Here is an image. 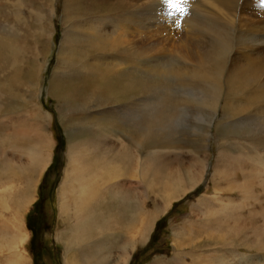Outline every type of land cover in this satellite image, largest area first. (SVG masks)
Segmentation results:
<instances>
[{
	"label": "rangeland",
	"instance_id": "1",
	"mask_svg": "<svg viewBox=\"0 0 264 264\" xmlns=\"http://www.w3.org/2000/svg\"><path fill=\"white\" fill-rule=\"evenodd\" d=\"M67 1L54 0L48 18V0H0V37H8L3 28L17 32L8 39L15 51L0 67V264H121L129 251L127 264H264V118L228 116L221 105L239 102L232 96L221 98L215 112L201 108L184 99L198 85L146 69L169 59L183 75L194 67L209 73L184 53L179 28L132 25L133 46H125L114 25L134 7L120 3L158 7L162 0ZM200 1L201 16L217 11L212 15L228 31L245 17L227 13L218 0ZM35 13L46 18L43 31ZM125 58L134 63L123 64L128 70ZM120 72L124 79L133 72L136 86L147 88L121 96ZM92 79L99 87L89 95L80 86ZM56 84L67 91L57 94ZM165 135L176 141L161 146ZM73 141L87 195L59 189ZM178 176L173 189L184 183L186 190L167 207L162 183ZM89 221L86 234L81 226ZM139 226H149L144 241Z\"/></svg>",
	"mask_w": 264,
	"mask_h": 264
},
{
	"label": "bare ground",
	"instance_id": "2",
	"mask_svg": "<svg viewBox=\"0 0 264 264\" xmlns=\"http://www.w3.org/2000/svg\"><path fill=\"white\" fill-rule=\"evenodd\" d=\"M48 1H49V4H48V13L49 14L47 17L51 18L52 12H53L54 0H48ZM79 1H81V0H68L67 1L68 2L67 7L69 5L78 3ZM215 1H217V0H215ZM141 2H143V1H141ZM200 2H201L200 0H187L186 4L182 5L186 9L183 14L175 12L174 10L168 9L161 1L157 3L158 7H154V6L148 7V6L144 5L145 3H140V4L136 3L137 5H133L130 2L120 3V5L122 7H124V8L134 7V10L131 9L130 11L127 12V14H124L121 18V21L119 22L120 24L114 25V26L118 29L119 33H121L122 37L121 36L120 37L123 39L122 41L124 42L125 46H127L128 44H129V46L130 45L133 46L134 42L132 43V41L128 39V35H130L129 30L132 27V25L134 26V28L137 29L140 27L142 28V26L145 23L153 21V23H152L153 25L162 26L159 23H163L167 27L179 28V30L184 31V33H185L184 36H185V38H187V39H185V43L183 45L185 48L184 53L186 55H188L191 59H195V60L199 59V60L203 61L208 66L209 73L202 72L200 70H197L196 67H194L195 70H193V72L191 74L183 75V70H184L183 66H181L179 64L177 65V64H175L174 61L169 60V59L167 61L157 60L155 65H153L151 67H146V69L148 71L161 72L160 74H162L166 78L167 77H174L175 79L177 78L179 81H181V80H183V81L188 80L189 81L190 80L192 82V84L198 85L199 88L190 87V89L185 90V93H184L185 98L184 99H189L190 102H196L198 104V106L201 108L210 109L211 111L215 112L217 105L219 103V100L221 98L225 99V98H229L232 96V97L236 98L239 102L233 104L234 103V101H233L232 107H231V104L229 102L225 103L226 107L224 106V104L221 105V107H222L221 109L226 108V113L230 112V113H228V116H231L233 114H242V116H244L243 114L246 113V115L252 119H254L255 117H258L260 119V116L264 118V3H261V0H218L217 4H219L220 7L222 6L223 8H225L227 13H230V9L232 8V10H234L236 13L241 12L243 14V16H245V17H242L239 20H237V22H238L237 27L231 28L228 31L226 26H223L222 23L219 22V20L217 19V16L212 15V14L217 13V11L210 10V12L212 14H209V12H207V10H204L202 12L203 15L201 16V14L199 13L200 10L198 7H202V6L205 7V6L203 4H201ZM17 3L19 5H21L20 1H17ZM204 4H206V3H204ZM89 7L92 8L93 5H89ZM191 7L192 8L195 7L196 11H194ZM14 9L16 10V12H18L20 10L18 5H16V2L14 3ZM84 9H85V7H84ZM169 11H172L173 14L169 15L168 14ZM161 13H162V16H157V15H160ZM230 14H232V13H230ZM178 16H181L180 20H178V18H177ZM203 17L204 18L212 17V18L207 19V21L205 23H203V19H204ZM45 19L46 18L44 17V15L42 13H35L33 15V22L36 24L39 31H43L42 25L45 24V22H43V24H42V21H44ZM47 23H48V20H47ZM102 25L104 26L106 24L102 23ZM113 29H114V27H113ZM2 30H5V31L7 30L6 32H7L8 37L7 38L6 37L5 38L0 37V48H1L0 49V67L1 68L3 67L2 65H4V64H2V62H4V60H5V59L3 60L4 55H6L7 53L12 54L15 51L14 50L15 47L11 44L10 41H8V39L10 37H14L15 34H17V32L13 26L8 27L7 29L3 28ZM136 34H138V33H136ZM115 45L117 46V45H123V44L119 43V44H115ZM238 46H240L239 49H241V50L236 52V47L238 48ZM113 47L114 46H112L111 48H113ZM111 50H113V49H111ZM1 52H3L4 54H2ZM143 52L147 53L146 50H144ZM145 53H143V54H145ZM236 53L238 54V56L233 58L232 55H234ZM139 63H140V60H138V64ZM123 64L128 65V64H134V63L128 61L125 58L124 62H122L121 65H123ZM126 66H124L125 68L122 70L130 69V67H126ZM201 68H203V67H201ZM113 69H115V68H113ZM143 69H145V68H143ZM134 70H135V68H134ZM111 71H112L111 66H107L105 68V73H104L105 76L104 77H106V78L109 77L111 75L110 74ZM121 72L118 75L116 74L119 77V88L121 91V96L123 94L130 95L135 90V88H137V87H139L141 92H143L142 89L145 90L147 88L145 86L146 84L144 85V83H142V81L139 83V85L136 86V82H138V81H135L136 75H133L134 74L133 72L128 73V74L126 73L125 79H124V74ZM38 73H39V71H38ZM38 73L36 70L35 78H36L37 85H39V82H40V79H38L39 78ZM140 77H142V76H140ZM238 80H241L240 84L233 86V85L237 84ZM113 82H115V81L113 80ZM50 84H51V82H50ZM97 84L98 83H96V81H94V79H92L89 83L84 84L80 87H83L85 90H87L89 95L90 94L92 95V94H95V92L97 91V88L99 87V86L96 87ZM164 85L166 86L165 83H164ZM203 86L207 87L206 95H203V92L201 94H199L200 90L202 89ZM166 88H168V87H166ZM36 89H38V88H36ZM171 89L172 88H170L169 90L171 91ZM54 90L57 94H58V92L63 93L65 91H67L57 84H56ZM107 90H109V89H107ZM98 91H101V90H98ZM121 96H117V97H119L121 99ZM101 98H102V96H101ZM143 99H144V96H141L140 100H143ZM34 110L38 111L37 112L38 114L40 113L39 111H41V109L37 105L34 107ZM38 116L40 117V114ZM44 116H46L45 113H44ZM166 116H168V115L162 111L160 119H162L163 121H166ZM199 119L204 120L205 118H203V116H201V117H199ZM247 120H249V119H247ZM208 122H210V120ZM253 124H252V126H255ZM247 126H249V125H247ZM200 134L202 136V132H200ZM72 137L74 138L73 135H72ZM75 137H76V135H75ZM165 137H166V135H165ZM171 137L168 136V137H166L167 139L164 138L165 141H161L160 145L162 144L161 146H163V145H165V143L170 145L169 143H173L174 141H176L175 138L173 137V135ZM149 138H150V141H152L151 140L152 138L150 136H149ZM73 140L75 141V139H73ZM160 140H161V138H160ZM74 141H73L72 145H70L71 147H69L68 151H67V155H68V159H69L68 168L70 167V169L66 168L68 170V172H67L68 174H66V169H65V172H64L65 176L62 178L59 189L61 191V194L64 193V195L68 192L71 194L74 190L79 192L80 195L83 193L87 195V193L90 192L91 188L89 189V187L87 186V183L84 184L83 182H81L82 170H81V168H79L80 167V157H79L80 154L74 145V144H76V143H74ZM159 142H158V144H159ZM46 156H47V158H46V161H47V160H49L48 158H50V157L48 156V154ZM34 160H35V164L37 162H39V160H40L39 155H37ZM202 175H203V173L201 174V176ZM88 177H89V175H88ZM176 178L177 179H175V180H173V178H172L171 181L169 179L165 181V179H164L162 181V182L165 181L164 183H162L163 189L160 186L161 190H163V192H164V196H165V199L167 201V207H169L168 204L172 203L171 202L172 199L179 197L180 193H182L183 191L185 192V190H186L185 185L183 186L184 183H182L179 188L175 187L176 189H173V186L175 185V183H177V184H178V182L181 183V177L178 176ZM189 183H191L193 185L192 179L189 180ZM75 184H77V186H78L77 189H75ZM186 185H187V183H186ZM84 197H86V196H84ZM65 198L66 197H64V199ZM67 199H68V197H67ZM76 199H78V198H76ZM79 199H80V196H79ZM60 204L63 205V202H61ZM65 206L66 205H64L63 207H65ZM80 207H82V206H80ZM79 209H82V208H79ZM163 210H164V208H163ZM91 222L92 221L85 222V223H83L84 225L82 224V226H81L82 230L83 231L85 230L86 234L90 233L89 231H91V225H92ZM87 223H89V224L91 223V225H87ZM139 229H141L139 231L140 235H141V240L144 241L147 237V233H148L147 231H149V226H139ZM142 230L144 232H142ZM178 239H180V238H178ZM131 240L132 239H130V241H129V246L133 247L134 241H131ZM69 242L70 241H68V246H69ZM130 255L131 254L129 251L125 255L124 260L121 262V264H127ZM74 262H77V261H74ZM15 263H18V262L15 261ZM71 264H76V263L72 262Z\"/></svg>",
	"mask_w": 264,
	"mask_h": 264
},
{
	"label": "snow or ice",
	"instance_id": "3",
	"mask_svg": "<svg viewBox=\"0 0 264 264\" xmlns=\"http://www.w3.org/2000/svg\"><path fill=\"white\" fill-rule=\"evenodd\" d=\"M163 4L171 10L175 12L183 14L185 12V8L182 6L186 4L187 0H162ZM261 3H264V0H261ZM169 15H172V11H169Z\"/></svg>",
	"mask_w": 264,
	"mask_h": 264
}]
</instances>
